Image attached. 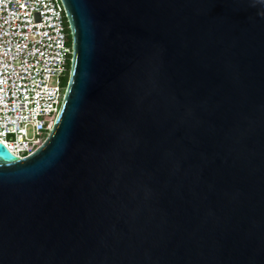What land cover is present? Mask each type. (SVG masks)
<instances>
[{
	"label": "water",
	"instance_id": "1",
	"mask_svg": "<svg viewBox=\"0 0 264 264\" xmlns=\"http://www.w3.org/2000/svg\"><path fill=\"white\" fill-rule=\"evenodd\" d=\"M42 143H0V264H264V0H58Z\"/></svg>",
	"mask_w": 264,
	"mask_h": 264
},
{
	"label": "built area",
	"instance_id": "2",
	"mask_svg": "<svg viewBox=\"0 0 264 264\" xmlns=\"http://www.w3.org/2000/svg\"><path fill=\"white\" fill-rule=\"evenodd\" d=\"M64 23L58 0H0V143L18 157L42 143L58 112L70 57Z\"/></svg>",
	"mask_w": 264,
	"mask_h": 264
},
{
	"label": "trees",
	"instance_id": "3",
	"mask_svg": "<svg viewBox=\"0 0 264 264\" xmlns=\"http://www.w3.org/2000/svg\"><path fill=\"white\" fill-rule=\"evenodd\" d=\"M64 25H65V23H64ZM65 30H66V32H67L66 25H65ZM67 39L69 40L68 35H67ZM65 78H67V76H66Z\"/></svg>",
	"mask_w": 264,
	"mask_h": 264
},
{
	"label": "rangeland",
	"instance_id": "4",
	"mask_svg": "<svg viewBox=\"0 0 264 264\" xmlns=\"http://www.w3.org/2000/svg\"><path fill=\"white\" fill-rule=\"evenodd\" d=\"M68 72V71H67Z\"/></svg>",
	"mask_w": 264,
	"mask_h": 264
}]
</instances>
